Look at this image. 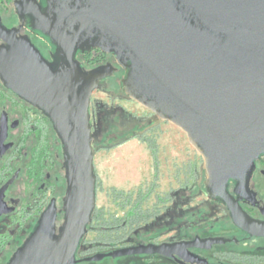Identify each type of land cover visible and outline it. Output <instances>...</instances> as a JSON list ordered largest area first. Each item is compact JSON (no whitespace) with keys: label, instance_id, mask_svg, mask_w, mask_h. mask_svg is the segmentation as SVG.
Listing matches in <instances>:
<instances>
[{"label":"water","instance_id":"1","mask_svg":"<svg viewBox=\"0 0 264 264\" xmlns=\"http://www.w3.org/2000/svg\"><path fill=\"white\" fill-rule=\"evenodd\" d=\"M47 5L37 27L57 44L61 65L49 68L36 85L45 87L42 101L51 114V104L59 105L52 115L67 159L65 220L57 234L56 214L48 209L7 264L172 257L180 246L189 252L190 246L222 242L151 243L77 259L97 205L91 96L113 70H81L80 75L75 55L93 49L114 54L127 70L125 93L185 132L202 156L208 182L247 176L264 153V0H47ZM29 60L15 45L0 51L7 86L32 99ZM244 228L264 236V227Z\"/></svg>","mask_w":264,"mask_h":264},{"label":"flooded vegetation","instance_id":"2","mask_svg":"<svg viewBox=\"0 0 264 264\" xmlns=\"http://www.w3.org/2000/svg\"><path fill=\"white\" fill-rule=\"evenodd\" d=\"M47 6V0H0V51L10 49L12 45L25 51V58H30L25 63L33 69L32 81L35 82L32 99H28L8 87L0 74V264H7L12 259L48 209L52 208L56 214L57 234L65 220L67 159L64 142L52 115L56 114L59 105L51 104V114L45 107L47 103L42 101L45 87L36 85L45 81L49 68L57 70L61 65L57 44L37 27L38 18ZM75 60L80 75L81 70H113L111 75L99 81L97 88H106L110 82L118 83L120 95H123V98L116 95L120 100L125 98L142 105L125 93L122 79L127 70L114 54L100 49L86 53L79 50ZM149 111L152 113L149 122L155 123L150 128L156 127L160 118ZM90 117L93 146L101 149L125 142L133 135V127L138 128L143 120L121 107L96 117L91 102ZM109 138L113 145L107 144ZM193 178L194 189L199 185L203 199L190 214L182 208L174 210L167 223L163 218L165 211L177 196L181 197L182 188L146 208L144 204L151 192L139 193L135 198L133 192H126L124 197L116 194V199L119 197L124 202L126 215L130 214V217L125 236L116 237L112 250L151 243L192 242L197 238L221 239L222 242L212 245L190 246L189 252L180 246V252L172 257L161 254L122 257H160L173 264H264V236L253 235L244 228L250 223L264 227V153L254 160L247 176H228L220 183L208 182L210 176L205 169H200L198 173L194 172ZM137 205L141 206L142 214L134 218ZM116 218L122 217L116 215ZM187 219H190L188 224ZM77 259H81V244Z\"/></svg>","mask_w":264,"mask_h":264},{"label":"rangeland","instance_id":"3","mask_svg":"<svg viewBox=\"0 0 264 264\" xmlns=\"http://www.w3.org/2000/svg\"><path fill=\"white\" fill-rule=\"evenodd\" d=\"M113 91L116 93L114 94ZM121 87L118 83L110 82L106 88H97L91 98V106L96 117L108 115L116 108H122L128 113L136 114L140 126L133 127V135L127 141L112 148H97L94 158L95 170L98 177L97 205L96 208L104 211L105 217L126 215L127 208L123 205L121 198L115 197L112 189L123 192H133V198L139 193L151 192V196L144 204V207H153L161 199L170 197V193L184 190L180 196L168 205L164 214V221L167 223L174 210L195 211L203 195L199 193V185L194 189V172L204 170L200 154L190 144L183 130L176 125L159 119L158 125L151 127L154 122L152 113L142 105L127 99L120 100ZM141 118V119H140ZM147 118V119H145ZM97 122V121H96ZM148 122V123H147ZM155 124V123H154ZM149 127L148 129H146ZM146 129V130H144ZM144 130V131H143ZM114 132L118 130L114 129ZM151 138L155 145H150L141 138ZM112 138V137H111ZM108 145H113L111 139H106ZM203 174L202 176H204ZM188 196V197H185ZM187 224L190 219H187ZM184 225L186 220H183ZM166 236L168 231H166ZM95 234L90 231L84 243V258L99 252H108L102 249L91 248L90 254L88 243L93 240ZM144 236V234H143ZM146 239V238H145ZM124 242V241H123ZM87 248V249H86ZM82 255V254H81ZM78 264H173L168 259L160 257L137 256L134 258L122 257L115 259L107 257L98 262H81Z\"/></svg>","mask_w":264,"mask_h":264},{"label":"trees","instance_id":"4","mask_svg":"<svg viewBox=\"0 0 264 264\" xmlns=\"http://www.w3.org/2000/svg\"><path fill=\"white\" fill-rule=\"evenodd\" d=\"M141 138L143 139V141H147L151 146L155 145L154 140H152L151 138H143V137ZM112 147H115V146H112ZM97 184H98V177H97ZM97 188H98V185H97ZM112 192L115 195L116 194L121 195V197H124L125 195V192L123 191L119 192L116 189H112ZM135 209L136 210H135L134 218L135 217L138 218L139 216L141 217V214H142L141 206L137 205ZM129 217H130V214L124 215L122 218H119V219L116 218L115 215L105 217L104 211L102 209L95 208L92 214V221L88 225V233L90 231H93L95 234L93 240L88 243L90 245L88 246V250H89L88 254H90L89 247L97 248L96 251H93V252H97L102 249L109 250V248L114 247L116 237L118 235L121 238L125 236L126 229L129 224ZM117 231L120 234H117L116 233ZM87 234L84 236L82 243H81V254H82L81 256L85 255L84 254L85 249H83L82 246L84 245L86 241Z\"/></svg>","mask_w":264,"mask_h":264}]
</instances>
